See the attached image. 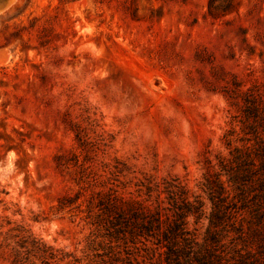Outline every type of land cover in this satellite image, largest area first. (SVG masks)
<instances>
[{
    "label": "rangeland",
    "instance_id": "374dc122",
    "mask_svg": "<svg viewBox=\"0 0 264 264\" xmlns=\"http://www.w3.org/2000/svg\"><path fill=\"white\" fill-rule=\"evenodd\" d=\"M259 118L264 0H0V264H264Z\"/></svg>",
    "mask_w": 264,
    "mask_h": 264
},
{
    "label": "trees",
    "instance_id": "16d2710c",
    "mask_svg": "<svg viewBox=\"0 0 264 264\" xmlns=\"http://www.w3.org/2000/svg\"><path fill=\"white\" fill-rule=\"evenodd\" d=\"M261 121H263L261 124H264V118H259ZM264 127V125H263ZM257 139L260 143L264 142L263 138L257 133ZM261 150L264 151V145L261 146ZM247 154V153H246ZM249 160L253 163L254 159L250 158V155H246ZM261 157V156H260ZM239 159V163H243L245 162V160H242L243 156L241 154H238L236 159ZM259 159L257 167L255 169H253L252 172V181H253V186L255 187L254 190H258L259 194H255L254 198L258 199V197L260 196L263 200H264V155L262 158H257ZM208 174L209 177H213L215 176V172H213L211 170V168L208 169ZM241 169H239L240 171ZM248 171L247 170H242L240 171V173L233 175V177L235 178V180L242 178L243 176H245V174H247ZM212 182H209V185L214 183L216 186L219 187V181L218 180H210ZM243 181V179H242ZM241 187H239V189L241 191H245L246 186H243L244 183H241ZM244 196V195H243ZM245 199V198H244ZM254 212L255 214L261 218L264 217V207H262V209H260V201L259 200H255L254 202ZM128 205V209H133L132 204H127ZM133 211V210H132ZM189 211V210H188ZM186 214L183 212L177 213L175 216V219H173V221H171V223H168V226L166 228V230H164L162 232V237L164 238V241H168L167 244L165 245L166 247V251H165V260L167 264H181L180 263V258L182 257L184 259V264H223L222 262V258L216 256L215 254H213L210 251H206V250H201V249H196L198 246V244L194 241V239H190L187 238V230H186ZM156 221V223H158V225H161L162 221L160 219V217H157L154 219ZM149 222V220H148ZM146 231L149 232V234H147L148 236L153 235L154 232H152V230L148 227H146ZM167 234H170V236L168 237ZM172 237V238H171ZM178 237L182 240L183 242V246L181 247L178 241ZM196 247V248H195Z\"/></svg>",
    "mask_w": 264,
    "mask_h": 264
},
{
    "label": "bare ground",
    "instance_id": "6f19581e",
    "mask_svg": "<svg viewBox=\"0 0 264 264\" xmlns=\"http://www.w3.org/2000/svg\"><path fill=\"white\" fill-rule=\"evenodd\" d=\"M14 1H12V3H13ZM9 5V4H8ZM2 13V12H1ZM3 53H4V51H2ZM2 55H4V54H2ZM8 56V55H7ZM5 57V56H4ZM7 58V57H6Z\"/></svg>",
    "mask_w": 264,
    "mask_h": 264
}]
</instances>
